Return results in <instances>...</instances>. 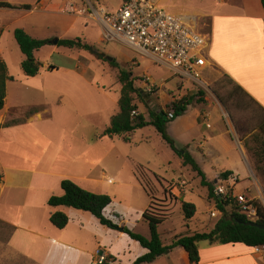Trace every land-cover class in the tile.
<instances>
[{"label": "crops", "instance_id": "crops-1", "mask_svg": "<svg viewBox=\"0 0 264 264\" xmlns=\"http://www.w3.org/2000/svg\"><path fill=\"white\" fill-rule=\"evenodd\" d=\"M37 1V5L59 7V11L67 3L65 0ZM27 11L23 8L0 7V13L7 14V17L16 12L25 15ZM66 13L81 16L70 12ZM174 14L186 16L192 25L203 30L210 37L207 47L208 66L203 72L205 83L207 75L214 82L224 74H228L264 107V6L262 0H215L210 8L202 12ZM203 19L208 20L205 25L200 23V20ZM98 41L101 45L107 43L102 34ZM51 44L55 46L54 48L59 46ZM121 45L157 63L150 55L140 53L124 44ZM99 52H105L107 56L112 57V60L116 59L122 68L131 65L132 61L136 64V67L131 65L133 74L135 69L141 65L136 57L128 56L113 46H105L101 50L99 49ZM107 56H103L107 60L98 57L96 59L101 62L100 66H103L101 69L103 74L110 75L114 80L115 83L112 85L120 86L121 94V84L118 82L116 71L110 66L109 61L111 60ZM85 61L88 65L91 62L89 59H85ZM157 64L162 72L160 76L153 75L149 70L151 69L149 65L145 67L144 72L134 74L135 77L140 76L146 80V89H141V86L136 84L141 91H144L143 98L147 91L151 92L150 86L157 84L159 87L158 91L152 92L158 96L157 99L152 100L149 108L145 107L143 102H137V114H143L147 120L151 119V113L162 115V111L166 112V115L163 114V116L167 117V112L173 108V101L180 100L178 98L186 96L185 93L192 92L191 94H193L195 87L198 86L193 81H181L178 76L164 66ZM50 66L54 68L49 69ZM43 67L51 72H59L62 69L65 70V73L48 76L42 73V68L36 76L25 75L22 79H17L14 76L13 80L7 82L6 102L0 111V124L3 125L0 129V175H2L0 180V220L15 227L7 239L0 238L1 243H4L1 245L0 264H86L90 255H93L94 263L97 264L96 253L98 250L109 255L113 260L111 264H114L117 262V255L113 247H107L104 244L106 239L111 236L112 229L110 227L102 225L98 218L90 212L91 215L87 211L73 207H52L48 205V200L54 194L63 195L61 182L66 178L92 192L110 194L114 198V202L118 197L115 193L119 192L124 195L130 208L134 207L133 198L147 195L150 197L152 193L145 189L140 180L142 176L139 171L142 168L146 169L156 181H159V177L146 168L143 164L145 160L136 153L134 148L138 147L140 142H149L150 136L145 132L148 127H155L148 125L137 129L132 134H128L129 139L127 140L123 135L101 136L110 124L113 115L119 112L120 97L118 99L110 97L107 94L109 93L107 86H101L97 82L99 81L97 78L90 77L85 72L76 73L78 71L73 66L45 63ZM78 69H81V63L78 64ZM32 80H38L39 85L34 86ZM52 80L60 82L61 85L57 87L50 85L49 82ZM188 82L192 83L191 86H187ZM14 88L22 90V93L33 89L37 92L40 100L37 104L32 105L26 114L20 115L16 111L18 105L12 104L10 101L11 91ZM81 93L92 94L94 97L97 93L103 94L108 97V103L99 111L92 108L90 103L80 108ZM218 104L225 109L220 101ZM189 107L190 105L188 109ZM34 108L37 110L32 111ZM188 109L178 119L176 116L173 119L175 121L168 124L167 127L176 146L178 148L187 147L204 173H206V168L202 161L206 163L208 160L207 150L209 147L214 150V153H218L215 157L209 153L215 159L214 162H218L212 166V173L229 171L231 174H237L240 172V169L224 166L223 161L218 159L220 154L224 153L223 150H229L232 144H235L233 139L232 141L229 139L224 125L210 123L211 110L208 112L207 119L203 117L201 110L188 113ZM69 113L74 116L72 125L65 122V120L71 119ZM98 114L102 117L99 125L97 124ZM9 121H18V123L5 126L4 124ZM196 125H205L210 128V136L205 138V144L197 143V148H194L191 144L193 138L190 130ZM66 127L76 131L92 129L96 132L89 137L81 136L79 133L75 145L65 146L63 131ZM155 130L159 133L156 128ZM30 132H35L37 138H40L43 143L40 159L42 164L19 166L15 164L17 150L13 146L21 140L19 137H29ZM99 147L105 148L99 152ZM172 152L177 157L179 164L183 165L181 157L173 150ZM97 153H101V155L97 159L93 158ZM81 165L85 168L84 171L72 170ZM251 167L252 163L249 161L247 173H251ZM216 180L219 181V179ZM216 180L215 183H217ZM236 189L235 192L246 195L243 190H239L237 187ZM172 192L176 196L180 195L177 188H173ZM251 195H249L251 199L256 197V195ZM150 205L142 208L141 213L136 212L137 222L139 219H143V213ZM109 208L106 210L107 216L110 215ZM55 211H62L69 216L70 220L65 228L59 229L51 223L50 213ZM112 212L117 217L121 216ZM117 224L123 227V230L120 229L119 237L125 236L124 226L127 224V219L122 217ZM91 225L95 227L93 231L90 230ZM146 251L144 247L138 249L133 254L130 263L132 264ZM142 264L194 263H191L184 248L176 247L153 262ZM198 264H264V252H256L254 247L244 243L212 244L207 241L204 244L200 243Z\"/></svg>", "mask_w": 264, "mask_h": 264}, {"label": "rangeland", "instance_id": "rangeland-1", "mask_svg": "<svg viewBox=\"0 0 264 264\" xmlns=\"http://www.w3.org/2000/svg\"><path fill=\"white\" fill-rule=\"evenodd\" d=\"M4 1H10L14 5H22L26 3L32 5V8L28 9L25 15L20 12H16L14 14H10L12 17H7V14L0 13V59L5 60L8 65L9 73L17 79L25 77L21 67V63L25 59V55L21 51L15 38L14 30L16 28H24L34 37L49 41L39 50L35 51V57L40 63L41 69L43 68L42 73L48 76H58V74L65 73V70L62 69L59 72L48 71L43 67L45 63L58 64L59 66H73L74 69L78 71L76 73L85 72L88 76L97 78V80H99L97 82L101 84V86H107V89L109 90V93L107 94L114 99H118L121 95L120 86L117 84L112 85L115 82H113L114 80H112L111 76L103 74L101 70L103 66H100L101 62L96 59L97 56L94 53L85 49L68 48L65 46H58V48H54L55 46H53L50 41L56 38H81L95 46L94 52L97 54H99V49L101 50V48L105 46H113L128 56L136 57V59L141 62L140 67L136 68L134 71L135 75L144 72L145 67L148 65L150 66L151 69L149 70L152 71L153 75H162L161 69L157 66L158 64L154 63L150 58L134 53L117 42H107L103 45L99 44L98 38L102 34V28L96 21L87 17L90 7L93 5L97 7L105 6L108 9H116L124 0H65L67 3L61 9V11L64 10L65 12L59 11V7L37 5V0ZM214 2L215 0H162V5L171 13L182 14L194 11L202 12L203 10L210 8ZM33 7L35 8L33 9ZM72 8L75 10H72ZM66 12L81 16H74ZM207 21V19H203L202 21L200 20V23L205 25ZM85 59L91 60L89 65ZM79 63H81V69H78ZM130 64L133 67H136V64L132 61ZM208 77L209 76L207 75L205 87H195L193 94L197 96L191 103L188 113H195L196 111L201 110L203 117L208 119V112L211 110L212 114L209 119L210 123L213 125H224L229 139L231 141L233 139L235 144H232L229 150H223L224 153L220 154L218 159L223 161L224 166L232 167L237 170L240 169V172L233 174L237 177V183L234 185L233 189L231 188V191H237V187L239 190H243L246 195H256V197L252 198L253 201L259 200L264 206V177L261 169H259L257 165L253 148L255 146L254 141L252 140V137L249 136L245 137V141L241 139L240 133L237 131L234 123L232 122L230 115L225 109L219 106V101L215 93L210 89V85L213 83V80ZM50 82L49 84L54 87L61 85L58 81L52 80ZM32 83H34V86H37L36 84L39 85L38 80H32ZM145 83L146 80H143V77L136 76L137 86H141V89H146ZM191 84V82H188L187 86H191ZM158 88L157 84H155L153 91H147L144 98L142 96H137V102H143L144 106L149 108L152 100L157 99L158 94L153 93L154 91H158ZM201 90L205 91V94L202 96L199 93ZM191 93L192 92H188L185 93V95L191 96L193 95ZM183 97L184 96H181L179 99H182ZM200 98H203L204 101L199 102L198 100H200ZM39 100L40 97L33 89L25 91L24 93H22V90H16L15 88L11 91L10 101L12 104L18 105V107H16V111L20 115L26 114L27 110L32 105L37 104ZM107 101L108 97L100 93H97L95 97L92 94L86 95L85 93H81L79 104L81 108L83 105H88L90 103L92 108L99 111L107 105ZM144 110L147 111L145 108ZM69 116L71 119L65 120V122L68 123V125H72V119L74 116H71L70 113ZM178 117L179 116H177V119ZM97 118V124L99 125L102 117L98 114ZM174 121L175 120L172 119L168 124H171ZM94 132L96 131L92 129L76 131L72 128L66 127L63 131V143L65 146L75 145L76 138L79 133L81 136L89 137L92 136ZM145 133L150 136L148 140L149 142H140L138 147L134 149H136V153H138V155L145 160L143 164L146 168L151 173L156 174L159 177L160 182L154 180L146 169H140V176H142L145 180L150 181L149 189L152 193L153 199L151 202V196L149 197V195L143 197L139 196V198L135 197L132 200L134 205L133 208L129 207V203L124 199L123 194L119 192L115 193L118 197L115 199L113 206L108 210L110 213L109 216L116 224V227L111 228V236H109L104 243L107 247H113L117 255V262L114 264H131L130 260L133 254L136 253L138 249H142L143 247L140 242L133 240L129 234L127 235V233L125 236L119 237L121 232L119 228L121 227L117 223H119L123 217L127 219V224L125 225L126 227H130V229L133 228L134 231L145 236H149L150 231L148 224L142 218L139 219V222H137L136 212L141 213L142 208H146L150 205V203L151 205L148 208L149 211L168 219L160 226L159 229L163 239L168 243L171 242L177 235H181L183 233L207 231L211 229L217 220L222 216V214L217 217H213L211 215V211L215 208V203L209 196V187L205 186L202 182V176L193 172L190 166L185 167L182 164H179L177 157L174 156L172 152V148L165 140H163L162 136L156 132L155 128L148 127ZM30 134L31 135L29 137H19L21 140L13 146V148L15 147L17 150L15 164H18L19 166L42 164L40 159L43 151V143L40 138H37V134L35 132H30ZM190 134L193 138L191 144L194 148H197V143H206L205 138L210 136V128H207L205 125H196L190 130ZM246 141L249 142L251 148L245 147ZM104 148L99 147V152H101L100 150H103ZM207 151L209 156L207 158L208 160H206V163H203L202 161V164H204L206 168L204 176L206 181L217 184L214 181L216 179L223 180L224 172L212 173V166H214V164H218V162H214L215 159L209 155V153L214 155V157L218 153H214V150L210 147ZM99 155H101V153H97L93 158L97 159ZM247 160L248 163L249 161L252 163V167L250 168L251 173H247ZM119 163L121 164V162ZM72 170L84 171L85 168L81 165L80 167L73 168ZM173 188H177V190H179V196H176L172 192ZM184 200L194 202L198 209L196 216L189 222L185 221L182 210V201ZM239 207L240 206L235 208V210H241ZM226 208L227 212L231 214L233 210L232 204L228 205ZM112 211L121 216L117 217ZM88 214L91 215L89 212ZM94 228L95 227L93 225L90 226V230L92 229L91 231H93ZM12 230L13 229L10 225L0 222V238L7 239ZM206 242L207 241H202L201 244ZM2 244L4 243H1L0 241V251L2 250ZM86 264H95L93 255L88 257Z\"/></svg>", "mask_w": 264, "mask_h": 264}, {"label": "trees", "instance_id": "trees-1", "mask_svg": "<svg viewBox=\"0 0 264 264\" xmlns=\"http://www.w3.org/2000/svg\"><path fill=\"white\" fill-rule=\"evenodd\" d=\"M264 6V0H262ZM0 7L31 9V4L14 5L8 1L0 0ZM15 38L20 46L21 51L25 55V59L21 63L22 71L26 76H36L41 71V65L35 57V51L49 41L39 39L30 35L24 28H16L14 30ZM59 46L68 48H78L89 50L99 59L107 60L100 54L94 52L95 46L86 42L81 38H62L58 42ZM110 66L116 71V77L121 84V95L119 99V112L113 115L110 124L102 132L101 136L113 137L115 135H123L125 139H129L128 134H132L137 129L148 125H153L162 136L172 150L182 159L183 165L190 166L193 172L202 176V182L209 187V196L217 204L222 216L217 220L215 225L207 231H195L192 233H183L177 235L171 242L163 239L160 226L168 219L159 214L153 213L147 209L143 213V219L148 224L150 235L145 236L124 226V232L140 242L147 250L146 253L139 256L132 264L150 263L158 257L171 252L176 247H182L188 253L191 263L198 264L200 260V243L208 241L212 244H228V243H244L251 247L264 246V229L257 226L247 224L250 220L246 214L242 213L241 203L235 199L221 197L215 193V187L212 182L205 179L204 171L189 152L187 147L178 148L174 139L169 135L167 127L171 119H164L163 115L151 113V119L147 120L143 114L133 115L137 110V96H142L141 91L136 86V77L133 74V68L129 65L122 68L121 65L113 59L109 61ZM50 66L49 69H53ZM14 76L9 74L8 65L5 60L0 59V111L4 108L7 96V82L13 80ZM210 89L215 93L219 101L227 110L237 131L240 133L241 139L245 141V137H252L255 146L254 154L256 156L258 168L261 169L264 177V107L256 101L237 81L230 75L224 74L211 85ZM200 95H204L205 91H199ZM197 95H186L178 101H173L172 107L175 109L176 115L180 116L186 112L188 106L191 105ZM199 102L204 99L200 98ZM37 108L32 109V111ZM166 115V112L162 111ZM18 121H9L5 126L16 124ZM0 124V129L2 128ZM246 148H251L249 142H245ZM231 172L223 173V177L227 178ZM157 176V175H155ZM2 175H0V180ZM145 189L150 193V181L140 177ZM61 187L64 191L63 195H52L48 200V205L52 207L68 206L75 209L92 213L102 225L115 228L114 221L106 215V210L114 204V198L107 193L92 192L71 179H63ZM153 199L152 195L150 194ZM257 209V222L264 225V206L259 201H253ZM232 204V213L227 212V206ZM241 208L236 211L235 208ZM182 210L185 221L189 222L197 214V206L191 201H182ZM69 216L62 211L50 213L51 223L59 229L65 228L69 223ZM0 222H2L0 220ZM4 223V222H2ZM6 224V223H5ZM12 227V226H11ZM15 229V227H12Z\"/></svg>", "mask_w": 264, "mask_h": 264}, {"label": "built area", "instance_id": "built-area-1", "mask_svg": "<svg viewBox=\"0 0 264 264\" xmlns=\"http://www.w3.org/2000/svg\"><path fill=\"white\" fill-rule=\"evenodd\" d=\"M87 17L100 25L104 41L118 42L148 54L181 81H193L199 87L206 86L203 72L208 66L209 35L192 25L186 16L171 13L162 5V0H124L116 9L92 5ZM150 87V91H153L154 86ZM133 115H137V112ZM176 116L174 108L167 112L169 119H175ZM236 183L237 177L233 174L219 179L215 184V193L239 201L241 212L250 221H256L257 209L253 199L231 191ZM220 214L222 212L215 203L211 215L217 217ZM254 249L264 252V246ZM96 254L97 264H111L113 261L102 250Z\"/></svg>", "mask_w": 264, "mask_h": 264}, {"label": "water", "instance_id": "water-1", "mask_svg": "<svg viewBox=\"0 0 264 264\" xmlns=\"http://www.w3.org/2000/svg\"><path fill=\"white\" fill-rule=\"evenodd\" d=\"M50 42H51V43H54V44H58V42H59V38H56V39H54V40H52V41H50ZM98 53H99L100 55H102V56H107L105 52H98ZM107 58H108L109 60H112V57H111V56H107ZM162 115H163V113H162ZM163 117H164V119H167V117H166L165 115H164ZM216 181H217V180H216ZM247 224H250V225H253V226H257V227H259V228H261V229H264V225L258 223L257 221H249V222H247ZM119 229L123 230V227H121V228H119Z\"/></svg>", "mask_w": 264, "mask_h": 264}]
</instances>
